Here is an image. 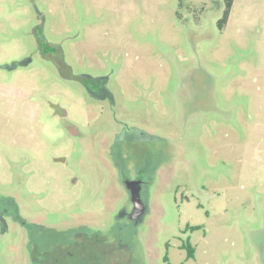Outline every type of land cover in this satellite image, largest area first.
<instances>
[{"label":"rangeland","instance_id":"374dc122","mask_svg":"<svg viewBox=\"0 0 264 264\" xmlns=\"http://www.w3.org/2000/svg\"><path fill=\"white\" fill-rule=\"evenodd\" d=\"M218 1L0 0V264L117 224L122 171L151 180L152 264H262L264 0L223 30ZM192 71L210 99L190 102Z\"/></svg>","mask_w":264,"mask_h":264},{"label":"flooded vegetation","instance_id":"af4514ba","mask_svg":"<svg viewBox=\"0 0 264 264\" xmlns=\"http://www.w3.org/2000/svg\"><path fill=\"white\" fill-rule=\"evenodd\" d=\"M221 1V0H219ZM218 1V3H220ZM223 1V0H222ZM217 2V0H216ZM235 2V1H234ZM225 5V0H224ZM226 6V5H225ZM224 10L222 17L224 16ZM220 18V19H221ZM218 20V22L220 21ZM36 37L38 39V46L40 53L44 57H52L58 53L56 47L51 46L47 41H44L41 33L35 30ZM42 40L44 43H42ZM206 72V71H205ZM195 72H191L188 78L192 77L194 80L195 97L192 98V104L204 100L210 99V93L207 94L202 83L198 80L197 75L193 76ZM207 73V72H206ZM208 74V73H207ZM210 78L211 75H209ZM82 86L87 91L96 93V89H100L103 82L102 79L95 81L93 84L91 81L80 76ZM99 87V88H98ZM210 89H208L209 91ZM212 97V95H211ZM200 103V102H199ZM150 159V158H149ZM147 160V162L149 161ZM118 165V164H117ZM145 171L138 174L136 177H131L129 174L122 171L121 183L124 188H127V182L138 181L140 183V198L146 206V198H148L150 186L143 175ZM125 174V176H124ZM147 189V190H146ZM128 191V200L124 208L120 209L116 217L117 224L107 228L104 232L100 230H85L83 228L68 230L54 234L49 237L47 242L39 244L35 241V238L30 242V253L28 261L30 264H152V260L146 255L149 246L141 239V234L138 231V225L142 222V213H138L133 203V189H126ZM138 213V214H137ZM125 220L124 224L122 221ZM127 220L131 221L133 225L132 229L126 230L128 227ZM264 234V233H263ZM145 237V236H144ZM43 245V246H42ZM188 245V244H187ZM186 248H192L187 246ZM261 251V261L264 264V246ZM165 264H171L168 257L164 258Z\"/></svg>","mask_w":264,"mask_h":264},{"label":"water","instance_id":"95a60500","mask_svg":"<svg viewBox=\"0 0 264 264\" xmlns=\"http://www.w3.org/2000/svg\"><path fill=\"white\" fill-rule=\"evenodd\" d=\"M56 113L62 115L63 111L59 107L56 106ZM126 184L128 185L127 188L134 190L133 191V203L135 205V209L138 211V213H142L143 215L146 210V206L144 205V203L142 202L140 198V183L138 181L131 180V182H127Z\"/></svg>","mask_w":264,"mask_h":264},{"label":"trees","instance_id":"16d2710c","mask_svg":"<svg viewBox=\"0 0 264 264\" xmlns=\"http://www.w3.org/2000/svg\"><path fill=\"white\" fill-rule=\"evenodd\" d=\"M234 1L235 0H225V11H224V16L223 18L220 19V21L218 22V27L220 30H223L225 28V26L227 25L230 15H231V11L234 5ZM187 249V253H188V258H191L194 256V250L193 248H186ZM172 264V263H171Z\"/></svg>","mask_w":264,"mask_h":264}]
</instances>
